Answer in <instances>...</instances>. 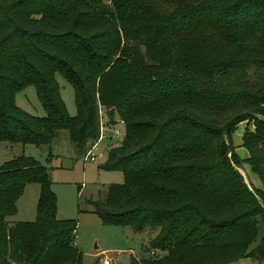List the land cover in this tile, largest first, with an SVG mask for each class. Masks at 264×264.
Segmentation results:
<instances>
[{
    "label": "trees",
    "instance_id": "1",
    "mask_svg": "<svg viewBox=\"0 0 264 264\" xmlns=\"http://www.w3.org/2000/svg\"><path fill=\"white\" fill-rule=\"evenodd\" d=\"M69 82L70 116L55 74ZM33 85L44 116L15 94ZM123 121L100 167L123 182L92 201L104 225L157 228V257L131 264H230L264 258V0H0V142L83 154L99 112ZM241 121L248 156L231 134ZM245 161L262 183L238 170ZM36 217L9 223L27 184ZM48 168L21 154L0 166V264H80L77 221L56 217ZM256 246L249 245L257 235Z\"/></svg>",
    "mask_w": 264,
    "mask_h": 264
},
{
    "label": "rangeland",
    "instance_id": "2",
    "mask_svg": "<svg viewBox=\"0 0 264 264\" xmlns=\"http://www.w3.org/2000/svg\"><path fill=\"white\" fill-rule=\"evenodd\" d=\"M55 78L66 110L70 116H74L77 108L73 88L60 74L56 73ZM15 102L30 114L45 115L33 85H27L18 91ZM251 128L252 123L241 121L231 134V144L241 160L248 156L242 145V135L246 129ZM21 154L34 157L48 168L52 189L57 198L56 217L77 221L75 244L83 255L80 264H131V256L140 260L163 255L162 251L152 249L149 245L158 232L157 228L135 231L129 226L102 224L93 212L92 201L103 199L110 184L123 182V173L119 170L102 169L100 164L104 162V158L84 161L83 154L70 141L67 130H60L50 145L0 142V166ZM238 170L246 182L253 183L255 187L262 186L245 161L239 165ZM38 194V183L27 184L16 202L17 213L9 216L8 222L33 221L36 217ZM260 237L261 233L249 245V249L256 246ZM230 264H264V258L247 257Z\"/></svg>",
    "mask_w": 264,
    "mask_h": 264
},
{
    "label": "built area",
    "instance_id": "3",
    "mask_svg": "<svg viewBox=\"0 0 264 264\" xmlns=\"http://www.w3.org/2000/svg\"><path fill=\"white\" fill-rule=\"evenodd\" d=\"M98 128L97 139L89 144L83 153L84 161H94L97 158L106 159L107 151L112 146L118 145L123 137V121L117 119L115 124L108 123L101 111L99 112ZM113 143H116V145H113Z\"/></svg>",
    "mask_w": 264,
    "mask_h": 264
},
{
    "label": "crops",
    "instance_id": "4",
    "mask_svg": "<svg viewBox=\"0 0 264 264\" xmlns=\"http://www.w3.org/2000/svg\"><path fill=\"white\" fill-rule=\"evenodd\" d=\"M53 185V184H52ZM51 188H53V186H51ZM53 190V189H52Z\"/></svg>",
    "mask_w": 264,
    "mask_h": 264
}]
</instances>
